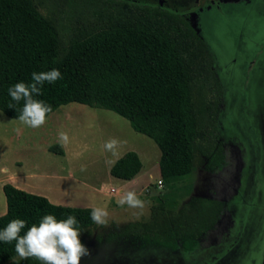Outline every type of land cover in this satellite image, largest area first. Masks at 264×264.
<instances>
[{"label":"trees","instance_id":"trees-1","mask_svg":"<svg viewBox=\"0 0 264 264\" xmlns=\"http://www.w3.org/2000/svg\"><path fill=\"white\" fill-rule=\"evenodd\" d=\"M213 56L186 13L130 0H0V111L42 119L78 103L124 118L158 149V173L169 182L188 173L195 154L214 171L224 159L217 132L222 85ZM47 150L62 154L58 144ZM127 150L108 172L128 180L140 169ZM0 264H59L57 251L95 228L94 208L54 204L5 182ZM222 209L218 199L190 196L177 209L161 201L148 219L109 221L102 239L193 248Z\"/></svg>","mask_w":264,"mask_h":264},{"label":"rangeland","instance_id":"rangeland-1","mask_svg":"<svg viewBox=\"0 0 264 264\" xmlns=\"http://www.w3.org/2000/svg\"><path fill=\"white\" fill-rule=\"evenodd\" d=\"M222 6L220 10L214 5L192 10L189 15L213 55L214 71L222 85L217 132L224 159L217 170L206 171L204 158L195 154L188 173L161 181L155 144L110 110L70 102L37 120L11 118L0 111V215L5 211L1 190L5 182L43 195L54 204L95 210V228L82 243L68 234L69 241L56 253L59 264H151L160 258L166 264L179 258L183 264L260 263L264 238V0H229ZM51 144H58L62 154L48 151ZM127 150L135 151L141 162L135 189L108 172L113 160ZM190 196L218 199L222 209L216 228L180 257L152 245L102 239L111 220L117 224L145 221L152 203L161 201L166 208L177 209Z\"/></svg>","mask_w":264,"mask_h":264},{"label":"flooded vegetation","instance_id":"flooded-vegetation-1","mask_svg":"<svg viewBox=\"0 0 264 264\" xmlns=\"http://www.w3.org/2000/svg\"><path fill=\"white\" fill-rule=\"evenodd\" d=\"M130 1H133V2H138V3H148L146 0H130ZM156 1V4H158L159 6H162L163 4H165V5H167V6H169L170 8H168V9H171V10H174V11H180L181 10V6H182V0H155ZM227 1H229V0H208L205 4H203L201 7H197V8H195L193 11H196V10H198V9H200V8H206V7H210L211 5H214V8H216L217 10H220L223 6L222 5H224V3L225 2H227ZM192 11H188V12H186V15H187V17H188V19H189V15H190V13H191ZM211 52V51H210ZM213 56V55H212ZM214 66H215V60H214V58H213V65H212V67H213V69H214ZM215 73H216V71H215ZM217 76V75H216ZM220 106H221V100H220ZM219 108V107H218ZM220 138V137H219ZM222 144H223V142H222ZM216 227H214V229H215ZM211 230H213V228L211 229ZM210 231V230H209ZM264 239V238H263ZM199 241V240H198ZM196 245H198V242H197V244ZM195 245V246H196ZM152 246H154V245H152ZM194 246V247H195ZM155 247H159V248H161V249H164V251H167V252H169V253H171V254H177V257H180V254H182V253H186V252H189V251H191V250H193L194 249V247L193 248H191L190 250H183L180 246H177L176 248H168V247H160V246H155ZM164 258H160V261L159 262H157V261H153V263H151V264H166V263H164L163 260ZM173 263L174 264H183V262H182V260H181V258H179L178 260H174L173 261Z\"/></svg>","mask_w":264,"mask_h":264},{"label":"water","instance_id":"water-1","mask_svg":"<svg viewBox=\"0 0 264 264\" xmlns=\"http://www.w3.org/2000/svg\"><path fill=\"white\" fill-rule=\"evenodd\" d=\"M207 1L208 0H182V6L180 12L186 13L188 11H192L195 8L202 6ZM259 264H264V239H263V247L261 250V258Z\"/></svg>","mask_w":264,"mask_h":264},{"label":"crops","instance_id":"crops-1","mask_svg":"<svg viewBox=\"0 0 264 264\" xmlns=\"http://www.w3.org/2000/svg\"><path fill=\"white\" fill-rule=\"evenodd\" d=\"M134 152H135V151H134ZM123 153H124V152H123ZM123 153H122V154H123ZM135 153H136V152H135ZM136 154H137V153H136ZM158 155H159V154H158ZM117 158H118V157H117ZM115 159H116V158H115ZM115 159H114V160H115ZM114 160H113V161H114ZM111 164H112V163H111ZM111 164H110V165H111ZM110 165H109V167H110ZM109 167H108V168H109ZM140 167H141V166H140ZM136 174H137V173H136ZM136 174H135L133 177H131L130 179L124 181V183H127V185H128L127 188H132V189L137 188V185H138L139 183H137L136 180H135V178H134V177L136 176ZM158 175H159V173H158ZM159 178H160V177H159ZM121 180H122V179H121ZM157 181H158V180H157ZM160 184H161V183H160ZM1 185H2V184H1ZM129 185H130V186H129ZM144 187H145V186L143 185L142 188H144ZM142 188H141V189H142ZM145 188H146V187H145ZM132 189H131V190H132Z\"/></svg>","mask_w":264,"mask_h":264},{"label":"built area","instance_id":"built-area-1","mask_svg":"<svg viewBox=\"0 0 264 264\" xmlns=\"http://www.w3.org/2000/svg\"><path fill=\"white\" fill-rule=\"evenodd\" d=\"M160 183H161V182L158 180V181H157V184L160 185Z\"/></svg>","mask_w":264,"mask_h":264}]
</instances>
